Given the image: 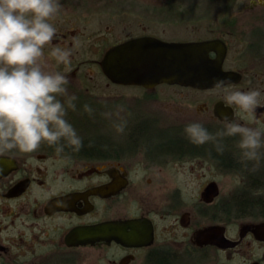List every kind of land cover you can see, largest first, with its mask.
<instances>
[{
	"label": "flooded vegetation",
	"instance_id": "af4514ba",
	"mask_svg": "<svg viewBox=\"0 0 264 264\" xmlns=\"http://www.w3.org/2000/svg\"><path fill=\"white\" fill-rule=\"evenodd\" d=\"M200 1L59 0L61 10L49 21L57 38L45 46L71 50L70 62H81L73 74L83 62L97 63L103 74L105 52L131 39H218L226 45L223 67L239 71L241 81L243 72L225 64L231 38L248 42L262 31L250 24L237 34L219 17L237 0ZM196 8L213 9L224 24H178L194 21ZM244 9L250 21L264 23V0L248 1ZM113 85L131 95L68 86L79 120L110 126V154L65 149L58 155L43 142L35 153L2 155L11 166L0 173V264H264V148L258 161L243 159L239 136L223 138L222 158L210 153L211 142L182 151L159 148L168 139L192 144L184 132L192 122L212 134L228 122L264 130V106L252 115L229 102L230 91L249 88ZM100 223L110 225L106 238L85 235Z\"/></svg>",
	"mask_w": 264,
	"mask_h": 264
},
{
	"label": "clouds",
	"instance_id": "9594fccd",
	"mask_svg": "<svg viewBox=\"0 0 264 264\" xmlns=\"http://www.w3.org/2000/svg\"><path fill=\"white\" fill-rule=\"evenodd\" d=\"M60 10L59 0H0V156L14 150L35 153L43 142L58 155L65 147L73 152L83 147L82 137L66 119L68 109L75 110L77 99L68 94L69 76L50 70L43 53L44 46L57 38V29L49 21ZM52 54L58 62L70 63L71 50L57 48ZM223 83L219 80L215 86L221 88ZM61 97L67 99L62 102ZM259 97V91H237L228 99L254 115L264 106ZM84 108L92 112L88 105ZM184 132L192 144L211 142L221 154L223 138L239 136L238 147L248 161H258L264 148V130L238 122L226 123L215 134L202 123L192 122Z\"/></svg>",
	"mask_w": 264,
	"mask_h": 264
},
{
	"label": "water",
	"instance_id": "95a60500",
	"mask_svg": "<svg viewBox=\"0 0 264 264\" xmlns=\"http://www.w3.org/2000/svg\"><path fill=\"white\" fill-rule=\"evenodd\" d=\"M215 52L212 57L210 52ZM226 45L218 39L167 42L154 37L131 39L110 47L99 61L103 73L117 84L176 83L199 89L237 83L241 73L224 69ZM220 117L221 114L218 113ZM11 166L0 156V173ZM100 223L87 234L93 239L106 238L110 225Z\"/></svg>",
	"mask_w": 264,
	"mask_h": 264
},
{
	"label": "rangeland",
	"instance_id": "374dc122",
	"mask_svg": "<svg viewBox=\"0 0 264 264\" xmlns=\"http://www.w3.org/2000/svg\"><path fill=\"white\" fill-rule=\"evenodd\" d=\"M197 1L201 2L200 0ZM227 1L231 3V0ZM248 1L249 0H237L235 5L228 4L226 11L224 13L222 12L219 17L221 19L225 18L227 24H234V30L237 31V34L240 32V28L253 24L258 28L256 31H262L263 36L260 38L259 32H256L258 34H255V36L250 35L248 42L246 41L242 43L238 42L237 39H234L235 37L231 38L232 44L230 45L229 56L225 64L227 67H234L236 69L238 68L243 72V78L240 82H238L239 86L248 87L250 91H259V99H264V23H258L254 20L250 21L249 18L251 14L244 9V5L248 3ZM204 9L205 8H196L194 13V21L178 24H224L222 20L217 17V14L213 12V9L210 8V11L205 14L203 12ZM262 11H264V9ZM232 18L234 19V22L230 23L229 21ZM259 39L260 41H258ZM57 48V46H50V48L45 46L43 48L44 57L50 70L66 72L68 74L70 80L68 86H75L78 84L81 86H90L92 87L91 90L96 94H100V96H110V94L114 93L117 95H131L130 89L114 86L113 83L104 77V75L100 72L97 63L95 62H83L79 71L73 74L72 70L74 69L75 64L81 62H70L68 64L58 62L55 56L52 54ZM239 53H243V57L241 59H236L235 57ZM181 91L187 93V91L184 89ZM229 93L234 92L230 91ZM105 96L101 98L98 97V100H107ZM60 99L63 102L65 97H61ZM107 116L110 117L109 115ZM95 128L97 129L89 128L88 131L91 130L90 132L92 135H90L88 138L82 137V140L96 137L104 138L110 141V126L102 125L98 127L96 126ZM90 132L81 134H90ZM211 176L218 180L220 174L218 172H211Z\"/></svg>",
	"mask_w": 264,
	"mask_h": 264
},
{
	"label": "trees",
	"instance_id": "16d2710c",
	"mask_svg": "<svg viewBox=\"0 0 264 264\" xmlns=\"http://www.w3.org/2000/svg\"><path fill=\"white\" fill-rule=\"evenodd\" d=\"M230 23L234 22V19H230L229 21ZM260 38L263 36L262 34H259ZM77 99L74 101V103H76ZM75 110L73 109H68V115H67V120L69 123L72 124V126L75 128V130L77 131L78 134L80 133H86L89 132V128L95 127L94 124H86L85 121H81L79 120L78 114L74 111H78V105L75 104ZM70 110V111H69ZM142 132H147L145 130H142ZM91 133V132H90ZM153 141L156 140V138L152 137ZM165 137H157V140H164ZM197 149L198 146H194L192 144H190L188 141L186 140H177V139H172L169 140L167 142L162 143L159 148L163 149V150H173V151H182L184 149H191L193 148ZM208 148V147H207ZM65 149L71 150L70 148L65 147ZM110 141L104 138H90V139H84L83 140V147L81 148V150L78 153H81L83 155H87V156H101V155H106V154H110ZM210 153L214 156V157H223V153H218L216 151L215 146H211L209 147Z\"/></svg>",
	"mask_w": 264,
	"mask_h": 264
}]
</instances>
